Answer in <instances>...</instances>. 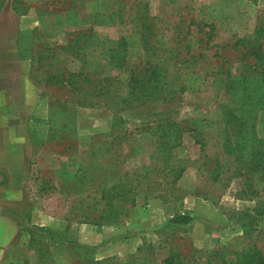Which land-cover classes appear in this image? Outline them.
<instances>
[{
  "label": "rangeland",
  "instance_id": "1",
  "mask_svg": "<svg viewBox=\"0 0 264 264\" xmlns=\"http://www.w3.org/2000/svg\"><path fill=\"white\" fill-rule=\"evenodd\" d=\"M103 2L91 27L56 30L70 54L48 63L65 103L32 198L62 230L25 228L11 263H255L264 256V0ZM119 179L132 194L113 189ZM122 197L136 199L128 215L100 220ZM182 214L192 221L173 223Z\"/></svg>",
  "mask_w": 264,
  "mask_h": 264
},
{
  "label": "crops",
  "instance_id": "2",
  "mask_svg": "<svg viewBox=\"0 0 264 264\" xmlns=\"http://www.w3.org/2000/svg\"><path fill=\"white\" fill-rule=\"evenodd\" d=\"M103 6V0H0V264H13L25 228L62 230L32 198L42 184L44 154L58 138L55 110L65 103L52 80L59 72L48 63L69 56L55 33L75 31L73 13L85 29ZM81 227L84 237L90 225Z\"/></svg>",
  "mask_w": 264,
  "mask_h": 264
},
{
  "label": "trees",
  "instance_id": "3",
  "mask_svg": "<svg viewBox=\"0 0 264 264\" xmlns=\"http://www.w3.org/2000/svg\"><path fill=\"white\" fill-rule=\"evenodd\" d=\"M72 18H73V22H72L71 26L73 28L81 27L83 21L79 19V15H78L77 12L73 13ZM129 45L132 46V47H138L137 43H134V42H131V43L129 42ZM192 80H194V79H192ZM194 82H195V80H194ZM218 82H219V84H222L223 81L218 79ZM219 87L222 88L221 85H219ZM179 146H181V145H179ZM181 147L183 149V145ZM172 155H177V152L173 151ZM184 172H185V170L183 168L179 169V172L177 174L173 175L174 178L171 181V184H175L176 182H178L180 180V178L182 177V175L184 174ZM170 173H171V171H170ZM136 182L138 183V185H136L138 187L139 186L142 187V186H144V184H147L148 181H147L146 172L145 173L141 172L139 174V181H136ZM123 184H125V182L122 181L121 179H119L118 183L113 187V189H118V190H121L122 192H127L129 194L130 193L132 194V188L135 187V186L133 184H128V185L127 184L123 185ZM104 199H105V195L102 194L101 200L104 201ZM128 205L135 206L136 205V199L134 197H132V198L122 197L119 201H117L116 211H114L115 213H113L112 210L114 208V204H111V201H107L105 206L111 210L112 215H110L108 217H106V216L105 217H100V220H113V221H116V220L120 219L123 216H127L128 215V211H129ZM191 221H192V217L191 216L186 215V214H182V215H179L177 218H175L173 220V223H175V224H188ZM40 231H46V229L45 228H41ZM51 232L56 234V235H59V234L61 235V233L60 232L58 233L57 231H51ZM248 264H264V256L263 255H259L257 257L255 263H248Z\"/></svg>",
  "mask_w": 264,
  "mask_h": 264
}]
</instances>
